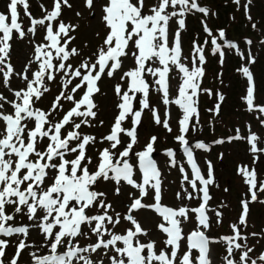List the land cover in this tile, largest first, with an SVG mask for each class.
<instances>
[{"label": "snow or ice", "instance_id": "6c2138e0", "mask_svg": "<svg viewBox=\"0 0 264 264\" xmlns=\"http://www.w3.org/2000/svg\"><path fill=\"white\" fill-rule=\"evenodd\" d=\"M93 2L94 0H86L89 8L93 6ZM235 2L239 3V0H235ZM250 2L251 0H249ZM63 3L67 4V0H63ZM18 5H23L25 14L31 15L27 11V0H8L6 5L8 14L0 12V32L3 33V36L0 37V65H5L9 55L7 42L11 38L13 30L19 32L21 37L25 35L18 23ZM60 7L61 0H55L53 10L47 13L43 19L31 20L33 25L45 27L44 40L50 43L37 44L32 60L25 66L24 72L19 74L26 87L14 92L16 99L9 102L13 111L11 113L5 112L3 105L0 104V234L4 236H11L12 234H24L26 236L28 234V226H13L8 223L14 219V216L7 212V206H12L17 214H23L26 209L28 220L36 222L33 226L39 228L44 234L45 244L42 246L47 247L48 252L43 255L30 253L33 264H104L103 260H94L86 255L98 253L101 248L105 250L114 249L115 253L119 254L120 258L111 257L110 264H153V261H158L159 264H174L177 258L178 242L181 239L180 218L188 219L189 210L185 207H180L178 210L172 209L163 206L160 202L159 172L150 157V153L154 150L153 145L156 137H151L144 150L136 153L143 172V184L135 183L132 178V166L127 160L116 159L114 162L116 153L113 150L122 143L121 133L127 135L130 140L123 151L119 152L120 157H127L137 142L136 125L140 123L143 109L149 108V85L143 77L145 71L153 77H158L154 81L159 86L157 90L163 93L162 99L165 104L170 102L168 86L170 64L175 65L183 73V82L179 86V96L172 102L179 105L183 111L182 118L179 120L181 134L176 139L184 145L187 144L184 133L189 130L188 122L196 112L193 97L197 94L198 80L203 75V68L197 66L195 56L191 69L180 62V30H177L170 47L168 23L171 18L177 15L183 16L185 12L192 9H198L205 14H207V9L198 7L196 0H158V3L150 9V13L144 14L142 11L144 0H138L137 3H133L132 0H106L102 8V19L108 29L104 47L98 49L95 62L81 63L79 67L73 70L72 66L66 65L64 61L69 58V55L75 54L76 50L72 49L70 53L65 46L61 45L62 37H67L71 26L61 22L58 30L54 31L52 23L45 24V20L51 22L59 16ZM247 7L245 5L246 12ZM169 8L173 11H168ZM9 20L10 23L7 22ZM178 24L182 29L184 20L180 19ZM28 31L34 32L35 29L29 28ZM205 31H209L207 27H205ZM219 34L221 37L224 36L222 30ZM70 39L71 37H68V40ZM68 40H64V45H67ZM212 44L214 45L213 52L219 51L220 45L216 43L215 38H213ZM229 46L235 47L234 44ZM130 47L135 49L132 55L136 67L125 72L124 76L121 77V80H124L125 77L130 78L129 91H122L120 84L115 86V92L121 100L117 105L120 111L115 117L110 133L102 138L103 141L109 143V147L99 150L96 170L91 171L88 165L92 163V160L86 154V146L90 143L94 144L96 138L87 134L82 135L77 131L81 125L88 123L87 119L75 123L73 118H94L96 116V112L92 110L96 107L92 96L99 91L96 82L101 79L102 74L106 73L109 77L113 76L114 71L121 67V58L128 55L126 50ZM53 49L55 56L60 61L58 66L53 64ZM194 52L198 54L199 63L203 64L205 61L203 49L194 46ZM223 55L221 53V63L223 62ZM154 60L158 61L161 67H146V62ZM249 62H254L251 57ZM33 63L38 65L35 71H32L30 67ZM6 67L7 71L4 70V67H0L5 85L8 84V78L13 73L10 64H7ZM238 71L248 81L247 95L244 99L249 110L255 108L264 113V105L253 103L254 86L249 68L242 66ZM54 72H61L62 78L67 77V79H63L65 88L72 84L74 78H79L80 82L71 88L70 93L65 94L62 91L55 98L52 109L49 112H44L35 108L34 104L43 96L44 92L49 90L45 86V80H54ZM27 73H31V78ZM80 89H84L83 94L79 100H75L73 94ZM130 92L143 94V98L140 99V111L133 110ZM61 98L73 102L74 106L63 115L62 119L53 123L50 116L52 112L61 107L59 104ZM0 100H5V97L0 95ZM82 107L83 110H81ZM152 112L155 122L157 124L163 123V126L171 131L168 120L161 121L156 110L152 109ZM128 115L132 116L133 127L131 129L122 127V122ZM165 115L167 116V113ZM70 123L73 126L72 130H69L65 135L62 130ZM29 124L33 126L29 127ZM241 138L237 134L236 137L229 139ZM247 139L253 153L264 151V149L256 147L258 140L256 134L250 133ZM45 140L47 144L41 150L39 144ZM216 142L222 143L223 141ZM196 147L205 148V145L197 143ZM185 153L192 166L194 179L188 181L192 188L196 189V180L205 186L210 184L212 182L210 178L204 179L201 176L200 170L193 161L191 150L185 147ZM69 154L74 158L68 159ZM167 154L173 155L171 150H168ZM121 163L122 166H120ZM209 167V177H211V166ZM240 171L245 176V182L250 185L249 191H252L256 187L255 172H250L245 168H241ZM100 178L114 180L116 183H120L121 180L126 181L129 185L139 189L140 197L147 195L145 185H148L151 180H155V183L151 185L155 190V203L145 205L141 198H134L128 207V214L122 217L120 213H115V217H113L109 215L111 205L100 199L105 194L93 190V186ZM184 179L188 180V177L185 176ZM260 189L264 190V183L260 184ZM119 191L120 189L117 188L116 192L119 193ZM199 191L203 193L204 202L190 211L197 214L199 225L207 228L209 223L208 217L205 215V207L209 195L206 187L199 189ZM187 195L189 199L192 198L191 193H187ZM177 197L180 198V193H177ZM256 199V193L252 192V200ZM241 203L244 212L241 214L239 222L244 224L248 212V203L246 201ZM97 204L102 209V214L89 215L88 211L94 209ZM140 208H153L162 216L165 223H160L157 227L167 235L165 244L172 246L170 256L163 250L159 254L154 252L153 242L142 244L135 239L138 234L146 235L140 223L131 215L133 210ZM38 211L42 212L43 215H38ZM217 215L220 214L217 213ZM121 219L129 221L132 225L126 230V234H116L106 226L111 225L114 228ZM83 225H87L90 232L97 237L96 242L90 243L86 247H81L78 244L79 237L88 235V232L83 230ZM231 227L235 235L223 238L228 241V255L224 258L225 264H237L231 259L235 254L234 249L245 247L236 243L238 238H242L236 225ZM106 234L110 238L105 239ZM253 235L256 234L253 233ZM117 242H122L123 247L117 246ZM188 242L190 249L199 250V264H211L208 259L209 238L205 236L203 231L197 228L188 236ZM6 247L7 241L0 239V264H4L3 257ZM27 247L29 245L23 240L19 241L16 253L9 264H18L21 251ZM60 248L65 250L61 252L59 251ZM145 249H147V254L142 255ZM252 251L251 248L241 251L239 264H249V253ZM125 257L126 259H124ZM179 264H191L189 253H185L180 258ZM250 264H264V252L257 259H251Z\"/></svg>", "mask_w": 264, "mask_h": 264}, {"label": "rangeland", "instance_id": "374dc122", "mask_svg": "<svg viewBox=\"0 0 264 264\" xmlns=\"http://www.w3.org/2000/svg\"><path fill=\"white\" fill-rule=\"evenodd\" d=\"M222 1H196L198 7L207 9V14L198 11V9H192L185 12L183 16L177 15L171 18L168 23L170 47L172 46L177 30H180V49L182 51L180 62L191 69L195 56L197 66L203 68V75L198 80L199 87L197 88V94L193 97L196 112L190 117L188 122L189 130L184 133V136L187 138L191 152L196 158L201 176L204 179L210 178L212 182L205 186L199 180H196V189L194 190L188 182L193 180L194 177L187 173L182 156L177 151L176 137L181 134L179 120L182 118L183 111L179 105L172 101L179 96V86L183 82V73L175 65H169L168 86L170 102L168 104L163 102V93L157 90L159 86L154 82L158 77H153L147 71L143 73V77L149 85V108L143 109L140 123L136 125L137 142L133 145L127 157H120L119 152H121V148H124L130 140L127 135L121 133L120 139L122 143L117 149L113 150L116 153L114 162L116 159L120 161L127 160L132 166L133 180L136 184H143V175L138 172L134 158L136 153L144 150L151 137H156L153 145L154 150L150 154L156 160L157 170L159 172L158 179L161 187L160 202L165 207H172L177 210L180 207H185L189 210L188 219L180 218L181 239L178 242L179 247L177 248V258L174 264H179L180 258L185 253H189L191 264H195L197 254L186 244L184 234L191 230H197V228L207 233L210 239L211 264H225L224 258L228 255V241L223 238L235 235L231 227L232 225H236L237 230L240 232V237H242L238 238L236 243H240L245 247L242 249H234L235 254L231 259L239 264L240 252L251 248L253 251L249 253L250 264L251 259H257L264 252V190L260 189V184L264 183V151L253 153L247 139L250 133L256 134L258 137L256 147L258 149H264V123H262L264 122V113L259 112L255 108L249 110L247 102L244 99L247 95L248 81L238 71L242 66L249 68V65L252 63L249 62V58L251 57L254 60L258 46L262 44L264 46V0H251L250 3L249 0H239V3L233 0L234 4H231L233 8L226 14L224 21H220V2ZM227 1L229 2V0ZM105 2L106 0H94L93 6L89 8L86 0H67V4H64L63 0H61L60 14L52 24L54 31L58 30L61 22L67 26H71L67 37H62L61 45L65 46L66 50L70 53L72 49L76 50L75 54L69 55V58L64 61L66 65H71L73 70L79 67L81 63L95 62L98 49L104 47V40L108 33V29L102 19V8ZM132 2L137 3L138 0H132ZM7 3L8 0H0V12L7 14ZM157 3L158 0H144V8L142 9L144 14H149L152 6ZM27 4V11L31 14L30 16L25 14L23 5H18V23L21 25V31L25 35L21 37L19 32L13 30L11 38L7 42L9 44V55L6 58L5 65H0V67H4L5 71H7V64H10L13 69V73L8 78L7 85L4 83L3 73L0 72V95L5 97V100H0V104L3 105V110L7 113L13 111L9 102L16 99L14 92L26 87L25 82L19 74L24 72L25 66L32 60L35 46L37 44H47L44 40V36L46 35L45 27L43 25H33L31 20L43 19L54 7L55 0H27ZM245 5L248 6V25L250 24L251 28H253L254 22H256L250 16L251 12H255L257 14V21L263 24L257 30L262 43L258 44L259 42L255 43L252 41L249 43V40H246V45L244 46L235 45V47H230L229 42L224 43L222 41L223 39L221 38V40L216 32L217 30L225 32L226 25L238 23L240 21L238 12L240 9H245ZM256 5L261 9L259 12L254 9ZM168 11L171 12L173 9L169 8ZM180 19L184 20V27L182 29H180L178 24ZM45 24L48 23L45 21ZM205 27L209 30L208 32L205 31ZM29 28H33L35 31L29 32ZM243 29L244 27L242 26ZM2 36L3 33L0 32V37ZM68 37H71V39L68 40ZM197 38L200 40V44L197 43ZM213 38L220 45L219 51L217 52H213ZM64 40H68L67 45H64ZM188 40L189 43H187ZM184 44L189 46V48L191 46L189 53H186L188 49H184ZM208 44L210 45L208 48L210 57L207 56L208 53H206L207 51L204 48ZM194 46L203 49V55L205 57L203 64L199 63L198 54L194 52ZM52 51L53 64L58 66L60 62L59 58L55 56V50L53 49ZM126 51L128 55L121 58V67L114 71L113 76L109 77L105 73L102 74L101 79L98 81L97 87L99 91L92 96L93 102L96 105L92 110L96 112V116L94 118H73L75 123H80L82 119H87L88 123L81 125L77 131L82 135L87 134L96 138L94 144L90 143L86 146V154L92 160V163L88 165L91 171L96 170L99 150L109 147V143L103 141L102 138L110 133L111 127L115 122V117L120 111L117 105L121 100L115 92V86L120 84L122 91H129L128 85L130 78L125 77L124 80H121V77L124 76L125 72L136 67V62L132 55L135 49L134 47H130ZM221 53L224 54L222 63ZM262 62L259 76H256V73L249 68L253 78V103L255 105H264V56L262 57ZM30 67L32 71H35L38 65L33 63ZM146 67L155 68L161 67V65H159L158 61L154 60L146 62ZM27 75L31 78V73H27ZM54 77L52 81L45 80V86L49 90L44 92L43 96L38 101H35L34 104L35 108H39L44 112H49L52 109L55 98L62 91L68 94L71 92V88L80 82L79 78H74L72 84L65 88L63 79H67V77L62 78L61 72H54ZM81 90L73 94L74 99L77 98ZM225 94L227 96L224 99ZM130 95L132 96L131 104L133 110L140 111V99L143 98V94L140 92L134 94L130 92ZM200 99L202 102H205V108L203 110L200 106ZM59 104L61 107L55 112H52L50 116L53 123L62 119L64 111L71 106L72 102L61 98ZM152 109L156 110L161 121L164 119L168 120L171 131L166 129L163 123L157 124L155 122ZM218 112L224 115L218 121V128L220 129L223 126L226 128V132L216 135L213 131H210L206 123L209 119L215 120L219 115ZM165 113H167V116ZM101 121H103V124H101ZM32 126V124H29V127ZM72 127L71 123L66 125L62 130L63 133L66 135L69 130H72ZM122 127L125 129H131L133 127L131 115H128L125 121L122 122ZM200 129H202V133H199ZM237 134L242 138L229 139L230 137H236ZM216 141L223 142L217 143ZM197 143H203L205 148H197ZM46 144L47 141L45 140L39 144V148L43 150ZM168 150L172 151V156L167 154ZM67 158L72 159L74 157L69 154ZM120 166H122V163ZM209 166H211V177H209ZM257 166L259 170H255ZM241 168L255 172L256 187L252 191H249L250 185L245 182V176L240 171ZM185 176L188 177V180L184 179ZM154 183L155 180H151L148 185H145L147 195L144 197H140V192L137 187L129 185L123 180L120 183H116L114 180L100 178L93 186V190L105 194L100 199H103L106 204L111 205L109 215L115 217V213H120L123 217L128 214V207L134 198H141L142 203L145 205L155 203V190L151 187ZM201 186L207 188L209 195L205 207V215L208 217L209 223V227L207 228L200 226L196 214L190 211L196 206L199 207L202 203L198 199V190ZM117 188L120 189L119 193L116 192ZM252 192L256 193V200H259L261 195L263 199H261L259 204L255 203L256 205L251 206V210L245 217L246 222L242 226L239 222V218L244 212L241 202L246 201L249 206L252 200ZM177 193H180V198L177 197ZM187 193L192 194L191 199L188 198ZM7 212L14 216V219L8 223L13 226H28V234L26 236L24 234H18L8 237L0 234V239L7 241V247L5 248V256L7 259L4 261V264H9L14 257L12 254L14 244L21 240L28 244L29 247L21 251L18 264H33L30 253L43 255L48 252V248L42 246L45 244L44 234L39 228L33 226L36 222L28 220L26 209L23 214H17L12 206H7ZM257 212L259 218H256ZM217 213L220 215L218 216ZM88 214H102V209L97 204L94 209L88 211ZM38 215H43V213L38 211ZM131 215L134 216L146 232V235L138 234L135 239L142 244L153 242L154 252L159 254L163 250L170 256L172 246L165 244L167 235L157 227L160 223H165L162 216L151 208L133 210ZM106 226L116 234L121 235L126 234V230L132 227L130 222L124 219H121L120 223L114 228L111 225ZM250 227H253V232H250ZM82 228L88 232V235L78 238L79 246L86 247L88 244L96 242L97 237L90 232L89 227L83 225ZM253 233L256 235H253ZM104 238L108 239L110 236L106 234ZM117 246L123 247V243L117 242ZM64 250V248L59 249V251ZM146 254L147 249L142 252V255ZM86 255H89L94 260H103L104 264H110L111 257L113 256L120 258L114 249L105 250L103 248L99 249L98 253H88ZM153 264H159V262L153 261Z\"/></svg>", "mask_w": 264, "mask_h": 264}, {"label": "trees", "instance_id": "16d2710c", "mask_svg": "<svg viewBox=\"0 0 264 264\" xmlns=\"http://www.w3.org/2000/svg\"><path fill=\"white\" fill-rule=\"evenodd\" d=\"M233 6L230 5L226 0H223L222 2H220V10L223 13H229L230 9H232ZM255 10L257 12L260 11V7L259 6H255ZM238 16H240V21L236 24H229L228 28H227V33L232 36L233 38L239 39L240 35H247V36H251V37H255V32H251L249 31V29H247V25L245 24V18L246 15L244 14V12L242 11V9L239 10L238 12ZM251 16H253L254 18L257 17V14L255 12L251 13ZM220 19L222 20V15L220 17ZM224 20V17H223ZM242 26L244 27V29L242 30ZM242 30V31H241ZM262 55H260L261 57ZM259 57V60H260ZM261 62V61H260ZM260 62L257 61L255 67L259 68L260 66Z\"/></svg>", "mask_w": 264, "mask_h": 264}]
</instances>
